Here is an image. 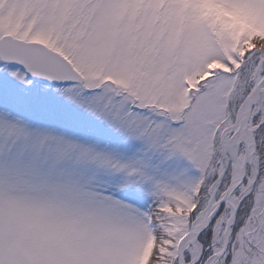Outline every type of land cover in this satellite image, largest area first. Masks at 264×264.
Returning <instances> with one entry per match:
<instances>
[{"label": "snow or ice", "instance_id": "1", "mask_svg": "<svg viewBox=\"0 0 264 264\" xmlns=\"http://www.w3.org/2000/svg\"><path fill=\"white\" fill-rule=\"evenodd\" d=\"M0 264H264V0H0Z\"/></svg>", "mask_w": 264, "mask_h": 264}]
</instances>
